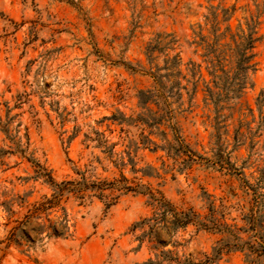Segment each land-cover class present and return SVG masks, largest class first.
Wrapping results in <instances>:
<instances>
[{
    "label": "rangeland",
    "instance_id": "obj_1",
    "mask_svg": "<svg viewBox=\"0 0 264 264\" xmlns=\"http://www.w3.org/2000/svg\"><path fill=\"white\" fill-rule=\"evenodd\" d=\"M253 1L264 8V0H0V264H141L153 258L147 240L137 250L141 232L131 231L153 210L147 196L133 193L109 207L96 198L82 205L70 201L66 208L72 237L67 240L35 243L31 226H25L28 242L7 246L8 231L32 204L51 193L40 180H33L34 167L25 157L35 158L56 182L78 179L76 171L109 180L122 174L160 192L177 208L199 210L202 189H214L210 174L195 165L179 171L164 152L148 149L132 154L137 171L132 174L127 158L124 168H115V158L104 154L97 139L107 141V146L115 144V153H120L128 140L139 142L141 133L148 136L146 128L119 126L103 118L119 114L135 118L141 112L138 92L156 86L151 73L163 65L164 55L158 50L152 63L145 55L157 34L179 39L182 48L169 56L181 50L186 62L193 57V48L187 45L192 28L197 31L200 24L207 34L215 12L222 32L226 25L222 9L232 5L235 28L246 10L254 9ZM204 17L210 20L207 26ZM260 34L250 100L259 91L264 93V13ZM171 121L191 147L209 151L201 120L193 125L191 117L176 115ZM5 123L7 136L2 131ZM149 138L161 145L159 138ZM24 149L25 153L18 152ZM235 156L243 159L247 152L233 153L232 160ZM149 168L154 169L152 176H143L141 171ZM158 239L176 243L165 249L179 255L198 256L208 253L216 238L188 227L170 236L158 231ZM215 264L247 263L240 254H229Z\"/></svg>",
    "mask_w": 264,
    "mask_h": 264
},
{
    "label": "trees",
    "instance_id": "obj_2",
    "mask_svg": "<svg viewBox=\"0 0 264 264\" xmlns=\"http://www.w3.org/2000/svg\"><path fill=\"white\" fill-rule=\"evenodd\" d=\"M253 6V10H246L247 16L243 22L238 21L235 28H232L231 20L236 6L222 9L226 24L222 32L215 12L211 21L204 17L205 26L210 21L211 29L204 35L200 24L197 31L192 28L187 45L193 48V57L186 62L181 50L169 56L171 51L182 48L179 39L173 34H157L148 44L145 55L152 63L153 54L158 50L164 55L163 65L150 72L156 86L138 92L141 112L135 118H125L122 114L103 118L119 126L146 128L148 136L141 133L139 142L128 140L126 150L120 153H115V144L107 146V141L97 139V146L103 148L104 154L115 158V168H124L126 157L132 174L137 173L132 154L144 149L152 153L164 152L180 166L179 171L195 165L198 170L210 174L214 189L212 192L202 189L199 210L177 208L160 192L154 193L148 186L136 184L122 174L109 180L94 178L87 171H76L78 179L56 182L35 158L29 156L25 158L34 167L33 180H40L51 193L32 204L23 219L8 231L6 245L26 244L29 237L25 226H31L35 243L44 239L67 240L72 237L66 208L70 201L82 205L96 198L107 201L109 207L115 205L122 195L133 193L147 196L153 210L150 217L134 223L131 228L132 232H141L136 237L139 242L137 250L147 240L154 254L141 264H215L229 254H240L247 264H263L264 93L259 91L252 100L249 96L255 91L256 48L262 39L260 17L264 8L256 1ZM176 115L184 119L191 117L193 125L201 120L204 132L208 133V152L202 149L201 153L186 143L181 128L176 123L171 125ZM2 131L8 135V123L2 126ZM151 135L159 138L161 145L151 140ZM242 150L247 152L246 158L235 156L232 160V154H240ZM18 152L23 154L26 150ZM141 172L143 176L151 177L154 169ZM6 206L12 215L8 204ZM188 227L215 236L208 253L179 255L174 250L165 249L168 244L176 247V243H171L170 239L166 243L158 239V231L170 236Z\"/></svg>",
    "mask_w": 264,
    "mask_h": 264
}]
</instances>
